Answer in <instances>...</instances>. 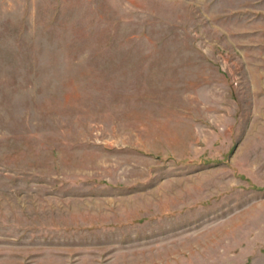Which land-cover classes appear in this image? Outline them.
Segmentation results:
<instances>
[{"label": "rangeland", "instance_id": "obj_1", "mask_svg": "<svg viewBox=\"0 0 264 264\" xmlns=\"http://www.w3.org/2000/svg\"><path fill=\"white\" fill-rule=\"evenodd\" d=\"M0 264H264V0H0Z\"/></svg>", "mask_w": 264, "mask_h": 264}]
</instances>
